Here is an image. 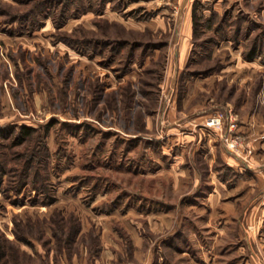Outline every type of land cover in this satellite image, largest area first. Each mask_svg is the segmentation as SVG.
I'll use <instances>...</instances> for the list:
<instances>
[{"label":"rangeland","instance_id":"rangeland-1","mask_svg":"<svg viewBox=\"0 0 264 264\" xmlns=\"http://www.w3.org/2000/svg\"><path fill=\"white\" fill-rule=\"evenodd\" d=\"M0 264H264V0H0Z\"/></svg>","mask_w":264,"mask_h":264},{"label":"built area","instance_id":"built-area-1","mask_svg":"<svg viewBox=\"0 0 264 264\" xmlns=\"http://www.w3.org/2000/svg\"><path fill=\"white\" fill-rule=\"evenodd\" d=\"M232 122V121H231ZM206 126L212 129L215 132L222 131L224 127V120L223 117L221 116H215V117H210L206 121ZM234 126L232 123L231 128ZM230 138H227L229 140ZM233 146L235 145V142H233Z\"/></svg>","mask_w":264,"mask_h":264},{"label":"trees","instance_id":"trees-1","mask_svg":"<svg viewBox=\"0 0 264 264\" xmlns=\"http://www.w3.org/2000/svg\"><path fill=\"white\" fill-rule=\"evenodd\" d=\"M194 16H196V14ZM255 54H256V50L255 51H252L249 57H254Z\"/></svg>","mask_w":264,"mask_h":264}]
</instances>
